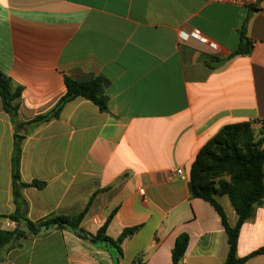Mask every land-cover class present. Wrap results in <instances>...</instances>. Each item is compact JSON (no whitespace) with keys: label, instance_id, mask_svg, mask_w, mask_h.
<instances>
[{"label":"crops","instance_id":"crops-1","mask_svg":"<svg viewBox=\"0 0 264 264\" xmlns=\"http://www.w3.org/2000/svg\"><path fill=\"white\" fill-rule=\"evenodd\" d=\"M198 29L216 48L180 33ZM252 44L235 53L241 35ZM0 70L21 86L16 127L0 98V229L11 220L10 158L23 135L20 179L27 218L74 215L93 195L80 226L120 243L118 264H171L177 236L188 235L179 264H222L228 243L209 202L191 197L199 148L222 126L264 118V9L209 0H0ZM101 80L107 109L68 101L59 116L32 122L64 94V77ZM21 131V132H19ZM181 168L182 179L172 170ZM229 224L236 214L218 197ZM0 264H116L113 249L71 230L19 240ZM264 246V198L240 227L237 256ZM242 264H264V253Z\"/></svg>","mask_w":264,"mask_h":264},{"label":"trees","instance_id":"trees-1","mask_svg":"<svg viewBox=\"0 0 264 264\" xmlns=\"http://www.w3.org/2000/svg\"><path fill=\"white\" fill-rule=\"evenodd\" d=\"M251 47L252 44L246 41L242 34L240 45L235 53L248 52ZM64 83L66 86L64 94L48 112L35 116L32 122L57 118L63 106L78 96L91 101L100 111L107 109V98L99 78L76 81L65 76ZM20 95L21 86L15 84L0 70L1 102L16 127L22 126V123H19L17 119ZM22 139L23 135L14 133L10 166L11 192L15 209L9 218L23 222L24 228L0 229V252L19 246V240L23 237H36L46 234L53 228H64L71 230L83 240L113 249L116 255L115 262L118 264V259L122 255L120 243L135 228L124 229L116 238L108 236L106 228L113 217L114 211H112L95 233L83 229L80 223L88 211L94 193L85 207L77 214L51 215L34 222L27 218V203L21 190L29 186L42 188L45 183L37 180L21 181L19 161ZM262 141V137L253 132L248 121L226 124L199 148L190 167L188 185L190 196L209 202L217 212L226 234L228 253L222 264H242L249 258L264 253V246L243 257H238L236 253L241 225L253 216L255 208L262 204L264 198V147ZM223 176L226 178H222ZM222 195L228 197L236 214V220L232 225L229 224L223 207L218 201V197ZM187 244L188 235L186 233L179 234L171 250V264L180 263ZM133 264L146 263L137 260Z\"/></svg>","mask_w":264,"mask_h":264},{"label":"built area","instance_id":"built-area-1","mask_svg":"<svg viewBox=\"0 0 264 264\" xmlns=\"http://www.w3.org/2000/svg\"><path fill=\"white\" fill-rule=\"evenodd\" d=\"M209 1L228 3L246 8L260 7L264 9V0H209ZM180 37L182 39L194 38L200 42L208 44L212 48H216V44L198 29H192L189 33H180ZM253 123L259 129L258 135L259 137H262L263 139L262 146L264 147V118L256 119L253 121ZM172 172L179 175L182 179H185L187 177L181 168L173 169Z\"/></svg>","mask_w":264,"mask_h":264},{"label":"rangeland","instance_id":"rangeland-1","mask_svg":"<svg viewBox=\"0 0 264 264\" xmlns=\"http://www.w3.org/2000/svg\"><path fill=\"white\" fill-rule=\"evenodd\" d=\"M222 178H226L225 176H223Z\"/></svg>","mask_w":264,"mask_h":264},{"label":"water","instance_id":"water-1","mask_svg":"<svg viewBox=\"0 0 264 264\" xmlns=\"http://www.w3.org/2000/svg\"><path fill=\"white\" fill-rule=\"evenodd\" d=\"M19 132H21V131H19Z\"/></svg>","mask_w":264,"mask_h":264}]
</instances>
